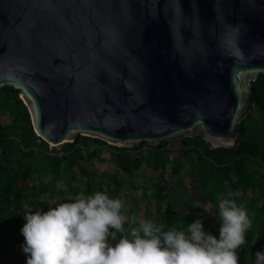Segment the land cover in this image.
<instances>
[{
    "label": "water",
    "instance_id": "1",
    "mask_svg": "<svg viewBox=\"0 0 264 264\" xmlns=\"http://www.w3.org/2000/svg\"><path fill=\"white\" fill-rule=\"evenodd\" d=\"M240 25L243 59L220 39ZM264 74V0H0V89L51 147L236 145Z\"/></svg>",
    "mask_w": 264,
    "mask_h": 264
},
{
    "label": "trees",
    "instance_id": "2",
    "mask_svg": "<svg viewBox=\"0 0 264 264\" xmlns=\"http://www.w3.org/2000/svg\"><path fill=\"white\" fill-rule=\"evenodd\" d=\"M252 100L256 107L264 111V74L252 83ZM3 112L11 117V123L5 128L6 132L0 134V264H26L27 255L21 246L25 241L21 232L25 211L47 210L81 192L89 195L105 188L109 190L110 197H119L125 185L135 187L119 172L132 177L142 166L159 173L161 177L152 186L150 194L146 189L140 196L146 204L145 218L165 225L166 229H186L194 221L193 216L182 214L170 202L165 209L161 208V203L152 209L150 203L151 197L158 202L171 197L172 189L163 180H166L169 165L175 175L180 174L181 158L194 160L209 213L218 212L219 199L230 190L241 193L230 198L244 204L253 223L246 233V243L237 250L240 264H255L256 251L264 250V130L255 124L258 118L254 111L241 123L235 146L214 149L201 136L165 141L157 146L142 142L139 146L127 148L82 135H78L74 142L60 145L59 149L51 148L36 134L19 89L11 86L0 89V116ZM173 143H179L180 147L173 148ZM91 145L96 156L105 147L111 150L118 172L99 176L79 165V161L89 159L85 149ZM144 146L149 148L146 156L130 157L127 153L129 150L140 151ZM80 176L86 180L83 190H80L77 181ZM184 181L179 177L180 186ZM22 182H25L24 185ZM247 196L251 197L249 204L245 202ZM139 210L137 206V214ZM124 226L131 228L127 220ZM220 226L221 221L215 227L205 228L219 236Z\"/></svg>",
    "mask_w": 264,
    "mask_h": 264
},
{
    "label": "clouds",
    "instance_id": "3",
    "mask_svg": "<svg viewBox=\"0 0 264 264\" xmlns=\"http://www.w3.org/2000/svg\"><path fill=\"white\" fill-rule=\"evenodd\" d=\"M242 35L240 25L226 26L220 39L226 54L244 58ZM240 195L230 190L219 199L217 236L202 218L183 230L147 218L126 229L121 198L81 192L47 210L25 211L21 246L26 264H240L237 250L253 223L244 204L230 198ZM255 264H264V250L256 251Z\"/></svg>",
    "mask_w": 264,
    "mask_h": 264
},
{
    "label": "rangeland",
    "instance_id": "4",
    "mask_svg": "<svg viewBox=\"0 0 264 264\" xmlns=\"http://www.w3.org/2000/svg\"><path fill=\"white\" fill-rule=\"evenodd\" d=\"M253 111L255 117L258 118V120L255 121V124L259 125L264 130V111L256 106H254ZM3 113L7 114L6 112ZM6 117L7 116H5L4 118L5 120L0 121V127L3 123L6 122ZM172 147L178 148L180 147V144L173 143ZM57 148L59 149L60 145L57 146ZM85 150L86 155L89 157V159L86 161H79V165L85 167L90 172H96L99 176L103 173L118 172L114 161V153L107 147L102 150L99 156L95 155L94 146L92 145ZM127 153L130 157L146 156L147 154H149V148L147 146H144L140 151L129 150ZM180 162L182 165L180 174L175 175L172 171L171 165H169L168 173L165 178L166 180H163L164 184L170 186L172 189L171 197L164 202H158L151 197L150 203L152 209L157 208L159 206L158 203H161V208L165 209L167 203L170 202L182 214L193 216L194 220H196L197 218H202L206 228L217 226L220 221L219 216L218 214L209 213L208 203H206L202 197V188L197 178L196 165L194 163V160L190 158H181ZM75 168L78 171V166H76ZM262 170L264 172V168ZM119 174L124 179H126V181L131 180L135 185V187L125 185L120 192L119 198H121L125 204V208L122 209V212L126 217L125 220L129 221L130 227L138 226L139 218H145L144 210L146 208V204L140 200V196L146 189L150 194V192L152 191V186L156 182L161 180L160 174L154 172L152 169L146 166H142L138 171H135L132 177L123 172H119ZM179 177L185 179L181 186L179 183ZM77 181L80 184V190H83L86 180L82 176H80L79 180ZM24 183L25 182H22V185H24ZM104 191H106L109 195V190H107V188H105ZM44 200L45 199L43 198V201ZM196 202H199L198 207L194 206ZM245 202L249 204L251 202V197L247 196L245 198ZM137 206L140 209L139 214H137L136 212Z\"/></svg>",
    "mask_w": 264,
    "mask_h": 264
},
{
    "label": "crops",
    "instance_id": "5",
    "mask_svg": "<svg viewBox=\"0 0 264 264\" xmlns=\"http://www.w3.org/2000/svg\"><path fill=\"white\" fill-rule=\"evenodd\" d=\"M4 114V113H3ZM1 115L0 116V121L1 120H5L4 118H5V116H7L6 118V122L5 123H3L2 125H1V127H0V134H2V133H5L6 131H5V128L11 123V117L8 115V114H4V115Z\"/></svg>",
    "mask_w": 264,
    "mask_h": 264
},
{
    "label": "built area",
    "instance_id": "6",
    "mask_svg": "<svg viewBox=\"0 0 264 264\" xmlns=\"http://www.w3.org/2000/svg\"><path fill=\"white\" fill-rule=\"evenodd\" d=\"M51 147V146H50ZM51 148H54V147H51Z\"/></svg>",
    "mask_w": 264,
    "mask_h": 264
}]
</instances>
